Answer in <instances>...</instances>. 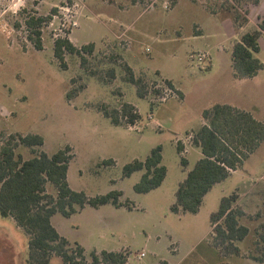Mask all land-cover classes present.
Here are the masks:
<instances>
[{
    "label": "rangeland",
    "instance_id": "1",
    "mask_svg": "<svg viewBox=\"0 0 264 264\" xmlns=\"http://www.w3.org/2000/svg\"><path fill=\"white\" fill-rule=\"evenodd\" d=\"M74 2L79 10L66 13L62 7ZM253 2L0 0V132L4 138L39 135L44 144L35 149L49 156L70 147L68 183L75 191L88 197L122 193L121 207L86 206L70 218L56 215L53 219L73 250L84 248L87 264L93 251L127 253V264H259L248 258L261 254L256 253L255 242L264 222V140L241 168L213 187L197 214L171 210L180 182L203 156L191 137L204 123V110L231 105L264 123V69L252 79L233 77V45L245 31L254 29L249 24L238 32L236 13L256 25L264 22ZM53 9L61 12L60 18H52ZM71 16L78 23L71 42L77 48L95 45L93 55L87 57L89 71L104 74L115 67L113 83L89 76L77 55H65L67 69L54 57L55 34L65 20L62 36L69 37ZM31 17L50 18L40 27L41 50L30 40L26 21ZM259 47L256 57L264 63V35ZM201 53L208 55L203 63L197 61ZM111 55L119 56L116 64L109 63ZM124 63L143 75L149 90L160 94L139 98L135 86L123 81ZM164 80L172 81L182 97ZM74 90L75 96L69 98ZM123 102L137 108L141 120L135 126L114 125L101 109L103 105L118 108ZM177 143L187 149L182 155ZM157 146L162 149L166 179L158 189L137 194L134 185L143 172L124 177L123 167L144 161ZM16 152L25 160L35 155L23 145ZM234 195L236 206L245 212L240 222L250 229L235 244L238 255L211 245V216L223 199ZM259 242L264 248V242ZM27 257L26 235L12 218L0 216V264H26Z\"/></svg>",
    "mask_w": 264,
    "mask_h": 264
},
{
    "label": "trees",
    "instance_id": "2",
    "mask_svg": "<svg viewBox=\"0 0 264 264\" xmlns=\"http://www.w3.org/2000/svg\"><path fill=\"white\" fill-rule=\"evenodd\" d=\"M257 4L259 0H253ZM232 9V8H231ZM54 13L56 9L52 10ZM50 18L31 17L26 21L30 30V40L37 50H41V24ZM243 19V22H238ZM248 20L237 12L234 24L239 28ZM264 35V22L257 28L243 33L233 45L232 62L233 77L237 80L252 79L264 69L256 54L259 53V39ZM95 45L89 43L77 48L68 38H57L53 43L54 57L63 69H67L66 54L77 55L80 66L89 72V76L97 78L106 84H111L117 78L116 68L110 67L103 74L89 71L88 56H92ZM119 56H109V63L118 61ZM207 70L211 67L208 65ZM123 81L135 86L139 98L145 99L149 94H160V90H149L143 75H136L127 64L122 65ZM104 75V76H103ZM106 76V77H105ZM74 83V80H71ZM165 86L176 92L172 81L164 80ZM83 86H81V89ZM75 96V90L68 93L69 98ZM105 117L114 125L135 126L141 120L137 108L129 103H121L118 108L101 107ZM204 123L191 137L192 145L199 147L202 158L190 170L187 177L180 182L176 193V201L171 210L174 213L197 214L204 202L205 196L213 187L224 181L231 173L241 168L249 157L264 140V123L256 120L250 112L231 105L216 104L202 113ZM44 144L39 135H13L4 138L0 132V216L12 218L27 237L28 257L26 264H87L84 248H71L70 242L54 224V217L62 215L70 218L86 206L100 208L112 204L121 207L119 201L122 193L111 191L105 195L88 197L84 192L73 190L68 183V171L73 156L71 148L65 147L49 156L42 150L37 152L35 147ZM19 145L31 149L35 154L30 159H23L16 152ZM179 154L184 147L177 143ZM162 149L154 148L144 161L134 160L123 167L124 177H130L136 172H143L140 180L134 185L137 194H148L158 189L166 179L167 169L162 164ZM111 161H106L110 164ZM181 164L186 167L187 160L182 157ZM49 187L53 192H49ZM237 196L222 200L217 213L211 216V245L219 250L239 253L235 244L244 240L250 229L241 224L245 216L241 207L236 206ZM260 217V214H257ZM264 222L259 226L256 253L251 260L264 263ZM238 255V254H237ZM91 264H127L128 255L124 252L102 251L91 253Z\"/></svg>",
    "mask_w": 264,
    "mask_h": 264
},
{
    "label": "built area",
    "instance_id": "3",
    "mask_svg": "<svg viewBox=\"0 0 264 264\" xmlns=\"http://www.w3.org/2000/svg\"><path fill=\"white\" fill-rule=\"evenodd\" d=\"M78 2L79 3H83L84 2V0H78ZM62 8H64L65 9V11H66V13H69V12H71L72 10H75V11H78L79 10V8H80V6H79V4L77 3V2H74L71 6H64V7H62ZM61 8V9H62ZM61 11V10H60ZM61 12H56L55 13V15H53L52 16V18L53 19H55V18H60V14ZM65 13V12H64ZM65 16H67V15H64V18H65ZM68 23H69V26L68 27H71V29H72V31H70L71 33H69V37H66V36H64V38H68L70 41H71V35H72V32L74 31V29L75 28H77L78 27V23L75 21V20H72V16H71V19H69L68 20ZM66 24H67V22L64 20L63 21V23H61L60 25H59V28H58V31H59V33L58 34H55V36L57 37V38H63V36H62V34H66V31H64V29H66ZM70 29V30H71ZM63 32V33H62ZM208 58V55L206 54V53H201V54H198L197 55V61L199 62V63H203V62H205V60ZM187 151V149L185 150L184 149V152L183 153H185ZM144 256V253H141L140 254V258L141 257H143Z\"/></svg>",
    "mask_w": 264,
    "mask_h": 264
},
{
    "label": "crops",
    "instance_id": "4",
    "mask_svg": "<svg viewBox=\"0 0 264 264\" xmlns=\"http://www.w3.org/2000/svg\"><path fill=\"white\" fill-rule=\"evenodd\" d=\"M253 8H254V10H256L257 9V15L258 16H260L259 15V12H261L262 11V14L264 15V0H259L258 1V3L257 4H254L253 5ZM257 16V17H258ZM257 20V19H256ZM260 21V20H259ZM260 22H258V24H259ZM249 24H253V26H254V28H257V26L258 25H256V23H253V19H251V18H248V22L244 25V26H242V27H240L239 28V31L238 32H242V31H244V29L249 25ZM245 32H247V31H245ZM244 32V33H245ZM72 39V38H71ZM255 78V77H254ZM249 260H251L250 258H248ZM253 261V260H252ZM255 262V261H254ZM256 263H258V262H256ZM259 264H262V263H259ZM264 264V263H263Z\"/></svg>",
    "mask_w": 264,
    "mask_h": 264
}]
</instances>
